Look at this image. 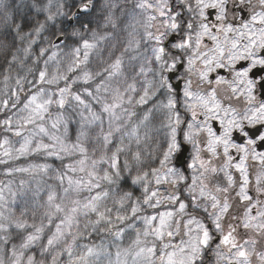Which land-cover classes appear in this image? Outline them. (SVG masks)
Wrapping results in <instances>:
<instances>
[{"label": "snow or ice", "instance_id": "snow-or-ice-1", "mask_svg": "<svg viewBox=\"0 0 264 264\" xmlns=\"http://www.w3.org/2000/svg\"><path fill=\"white\" fill-rule=\"evenodd\" d=\"M0 264H264V0H0Z\"/></svg>", "mask_w": 264, "mask_h": 264}]
</instances>
